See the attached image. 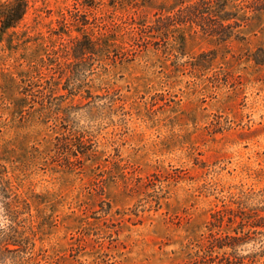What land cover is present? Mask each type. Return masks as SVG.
I'll list each match as a JSON object with an SVG mask.
<instances>
[{
    "label": "rangeland",
    "instance_id": "obj_1",
    "mask_svg": "<svg viewBox=\"0 0 264 264\" xmlns=\"http://www.w3.org/2000/svg\"><path fill=\"white\" fill-rule=\"evenodd\" d=\"M199 1L30 0L0 30V171L23 199L21 264H204L230 231L214 214L264 191V0L228 1L239 27L225 41L164 23Z\"/></svg>",
    "mask_w": 264,
    "mask_h": 264
},
{
    "label": "trees",
    "instance_id": "obj_2",
    "mask_svg": "<svg viewBox=\"0 0 264 264\" xmlns=\"http://www.w3.org/2000/svg\"><path fill=\"white\" fill-rule=\"evenodd\" d=\"M228 1L201 0L168 15L163 21L168 26L196 25L204 33L225 41L236 36L235 29L239 27L236 14L227 10ZM29 4L30 0H13L1 4L0 30L6 32L17 27L27 13ZM83 38L76 43L77 47L85 44L86 50L93 53L96 40L90 35H84ZM3 174L4 172L0 171V203L5 212L6 225L0 232V263L5 260L4 253L7 251L13 254L10 258L13 264H21V256L26 253L25 250L30 244L28 228L22 225L18 218L23 199ZM237 203L238 209L230 210L228 215L224 211L214 214L213 228H222L225 224L229 226L230 231L211 236L206 248L209 254L203 257L204 264H218L216 259L219 254L214 256L217 249L224 250L219 264H264V191L252 193ZM235 223L236 226L233 227ZM251 242H254L255 246L259 245L258 250L241 253V248Z\"/></svg>",
    "mask_w": 264,
    "mask_h": 264
}]
</instances>
